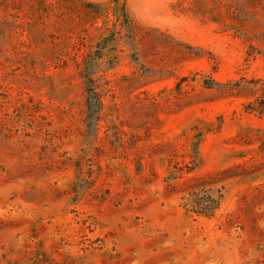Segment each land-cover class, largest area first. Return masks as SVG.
<instances>
[{"label":"rangeland","instance_id":"374dc122","mask_svg":"<svg viewBox=\"0 0 264 264\" xmlns=\"http://www.w3.org/2000/svg\"><path fill=\"white\" fill-rule=\"evenodd\" d=\"M264 0H0V264H264Z\"/></svg>","mask_w":264,"mask_h":264},{"label":"trees","instance_id":"16d2710c","mask_svg":"<svg viewBox=\"0 0 264 264\" xmlns=\"http://www.w3.org/2000/svg\"><path fill=\"white\" fill-rule=\"evenodd\" d=\"M262 100H260V103H256L254 105H251L252 107L250 110H252L255 113H258L260 115H264V95L262 96Z\"/></svg>","mask_w":264,"mask_h":264}]
</instances>
